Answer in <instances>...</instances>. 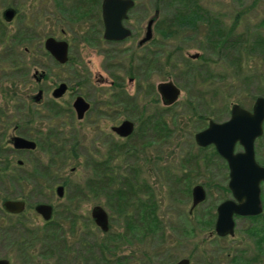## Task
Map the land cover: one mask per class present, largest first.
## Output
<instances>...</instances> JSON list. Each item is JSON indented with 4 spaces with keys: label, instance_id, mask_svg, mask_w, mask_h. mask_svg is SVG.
Returning a JSON list of instances; mask_svg holds the SVG:
<instances>
[{
    "label": "rangeland",
    "instance_id": "1",
    "mask_svg": "<svg viewBox=\"0 0 264 264\" xmlns=\"http://www.w3.org/2000/svg\"><path fill=\"white\" fill-rule=\"evenodd\" d=\"M75 1L0 0V11L7 4L16 7L10 21L0 16V154L24 161L21 185L9 192L22 194L30 204L44 200L54 206L52 220L61 225L55 230L56 241H62L64 249L61 257L40 255L46 250L47 230L38 227L41 221L28 212L20 217L29 226L25 231L0 224V258L10 264H114L115 255L132 253L134 264L186 256L193 264H229L228 253L245 258L255 253V237L245 229L250 225L264 229V182L258 218H237L232 237L210 234L215 205L230 197L227 167L212 145H197L193 134L210 118H226L231 102L250 108L256 95L264 96V0H196L215 19V40L208 38L207 24L198 22L194 29L170 22L176 0H134L125 20L132 27L128 38L72 45L68 61L57 63L44 52L42 42L46 34L69 38L71 30L84 28L82 19L70 18L72 13L61 16L57 10ZM98 4L99 0L91 22L100 32ZM152 15V37L136 48ZM192 52L197 55L190 57ZM40 72L43 76L38 77ZM167 79L180 89L169 107L155 90L158 81ZM59 81L67 88L53 97L51 90ZM38 88L42 96L35 103L30 95ZM76 93L89 102L81 119L71 108ZM153 116L163 119L165 127L152 128ZM122 118L134 122L127 136L110 129ZM15 122L18 127L13 131ZM16 131L36 140L35 148L7 149L5 141ZM254 155L264 162V119ZM107 157L105 167L116 176L108 189L121 180L128 182L124 208H118L119 202L105 189L86 185L92 180L93 164ZM58 183H63L61 197L54 194ZM197 183L205 197L189 213L190 190ZM1 191L0 176V195ZM93 205L107 212V232L92 223ZM148 205L153 219L140 217ZM134 223L145 227L133 228ZM24 232L33 239L25 252L18 243L29 237ZM261 248L264 259V245Z\"/></svg>",
    "mask_w": 264,
    "mask_h": 264
},
{
    "label": "water",
    "instance_id": "2",
    "mask_svg": "<svg viewBox=\"0 0 264 264\" xmlns=\"http://www.w3.org/2000/svg\"><path fill=\"white\" fill-rule=\"evenodd\" d=\"M133 0H101V19L103 23V36L110 39H120L129 33V29L123 25L122 19L131 7ZM14 8L5 7L1 14L5 20L11 19ZM152 17L146 22L144 35L139 41H144L151 36ZM44 48L59 62L66 59V41L47 36L43 40ZM195 57L197 52L188 54ZM65 83L59 82L51 94L59 96L65 90ZM162 104H170L176 100L179 87L170 79L160 80L155 84ZM40 90L34 95L36 99ZM88 101L80 94L75 95L72 107L77 118L82 117L88 108ZM264 118V96L256 95L250 108L231 102L228 116L222 120L208 119L206 125L193 134L194 141L199 146L212 144L214 150L224 159L228 180L227 188L231 198L224 199L216 206V218L214 231L217 235H231L233 233V215L250 216L261 211L259 201V185L264 181V166L260 165L254 156V141L262 132ZM133 122L124 118L111 129L125 136L132 130ZM12 144L16 147H33L31 139L13 135ZM238 145L239 148L235 149ZM62 187H56V194L61 195ZM190 208L200 203L204 197V189L197 183L191 187ZM3 207L9 211H18L22 208L21 201H4ZM35 209L41 213L44 219L50 216V206L38 204ZM90 217L93 223L101 230L106 231L108 220L106 211L99 205H93L90 209ZM0 264H10L5 258H0ZM173 264H186V259H180Z\"/></svg>",
    "mask_w": 264,
    "mask_h": 264
},
{
    "label": "flooded vegetation",
    "instance_id": "3",
    "mask_svg": "<svg viewBox=\"0 0 264 264\" xmlns=\"http://www.w3.org/2000/svg\"><path fill=\"white\" fill-rule=\"evenodd\" d=\"M100 2L101 0H99V24L101 26V31L99 32V28H97L95 26V24L93 22H91V18L93 16V11L95 9H97V0H92L90 2V4H86L84 2H81V0H78V1H75L73 4H70V5H65L63 6L61 4V6H59L57 8V10L59 11L60 15L63 16V15H67L68 13H72L73 16L70 18H79L83 20L84 22V28H82V26H80V31L78 30H71V33H69V38H64V37H55L54 35L52 34H46L45 37L47 36H53L54 38L56 39H63L66 41V59L63 61V62H59L57 61L45 48H44V45H43V42H42V46L44 48V52H46L47 54H49L52 59L57 62V63H64V62H67L68 59H69V48L70 46L72 45H81L83 43H90V44H97L99 42H117V41H121V40H124L125 38H128L131 33H132V27L128 24L125 23V20L127 18V15H128V11L131 9V7L134 5V0H133V3L131 5V7L127 10V13H126V16L122 19V23L123 25H125L128 29H129V33L120 38V39H110V38H105L103 36V23H102V19H101V6H100ZM7 6H11L14 8V14L12 15L11 19L14 17L15 13H16V7L13 6V5H10V4H7L5 5L1 11H0V16L2 17V10L7 7ZM153 18L152 19V22H151V26H152V23L154 22V19H155V15H152L150 16L149 18ZM148 18V19H149ZM2 19L5 21V22H8L10 21L11 19L9 20H5L3 17ZM147 19V20H148ZM90 20V21H89ZM146 20V22H147ZM145 26H146V23H145ZM145 29L146 27H144V32H145ZM70 31V30H69ZM60 32L61 33H64V30L63 29H60ZM144 32L142 33V35L136 40V43H135V47L136 48H141L145 45V43L151 39L152 37V27H151V36L144 40V41H139L140 38L144 35ZM44 37V38H45ZM44 40V39H43ZM144 57V56H143ZM35 72V71H34ZM43 76L42 72H40L38 74V77H41ZM38 79V78H37ZM61 82V81H59ZM58 82V83H59ZM64 82V81H63ZM57 83V84H58ZM65 83V82H64ZM56 84V85H57ZM55 85V86H56ZM66 87H65V90L67 88V84L65 83ZM54 86V87H55ZM53 87V88H54ZM52 88V89H53ZM40 90V94L39 96L35 99L34 98V95L37 93V91ZM64 90V91H65ZM155 90H156V87H155ZM63 91V92H64ZM180 91V90H179ZM52 92V90H51ZM62 92V93H63ZM157 92V90H156ZM61 93V94H62ZM158 93V92H157ZM79 93H76L75 95H77ZM15 97H16V94H14ZM52 95V94H51ZM75 95L73 96V98L75 97ZM81 95V94H80ZM159 95V93H158ZM41 96H42V89L41 88H38L33 94L30 95V99L35 102V103H38L40 102L41 100ZM53 96V95H52ZM60 96V95H59ZM82 96V95H81ZM55 97V96H53ZM58 97V96H56ZM72 98V100H73ZM84 98V97H83ZM10 99V97H9ZM160 99V97H159ZM72 100H71V108L74 112V115H75V111L72 107ZM86 100V99H85ZM161 101V100H160ZM174 102V101H173ZM162 103V102H161ZM89 104V102H88ZM171 104V103H170ZM166 105H169V104H166ZM88 108H89V105H88ZM87 108V109H88ZM86 109V110H87ZM85 110V111H86ZM84 111V113H85ZM83 113V115H84ZM82 115V117H83ZM76 117V115H75ZM82 117L80 118H77V119H81ZM124 119V118H122ZM122 119H120L118 122H120ZM129 119V118H128ZM264 119V118H263ZM29 120V119H28ZM131 120V119H130ZM132 121V120H131ZM208 121V120H207ZM118 122L114 123V124H117ZM133 122V121H132ZM114 124H111L110 125V129H111V126L114 125ZM206 125V124H205ZM18 127V122H15L14 124H12V130L14 131L16 128ZM133 127H134V122H133ZM133 127H132V130L131 132L133 131ZM204 127V126H203ZM201 129V128H200ZM112 130V129H111ZM199 130V129H198ZM113 131V130H112ZM114 132V131H113ZM130 132V133H131ZM262 132H263V121H262ZM261 132V134H262ZM116 133V132H114ZM129 133V134H130ZM117 134V133H116ZM127 134V135H129ZM260 134V135H261ZM13 135H19L21 137H25V138H28V139H31L33 142H34V146L33 147H16L12 144V140H11V137ZM119 135V134H117ZM125 135V136H127ZM259 135V136H260ZM120 136V135H119ZM257 136V137H259ZM256 137V138H257ZM255 142V141H254ZM6 145H7V149H10L12 151H15V152H20V151H24V150H32L35 148L36 146V140H34L33 138H31L29 135H26V133H22L20 131H16V132H12L8 135L6 141H5ZM212 145V144H210ZM213 146V145H212ZM214 148V147H213ZM216 152V151H215ZM217 153V152H216ZM218 154V153H217ZM219 155V154H218ZM220 156V155H219ZM255 156V155H254ZM221 157V156H220ZM222 158V157H221ZM256 159V158H255ZM110 161L109 157H107L106 159H104V161H100V162H97V165H98V168H99V172H101L100 174L102 175L103 173H111L112 175H114V171H109L107 170L108 168H106L105 166H108L107 163ZM224 161V159H223ZM257 161V159H256ZM225 162V161H224ZM258 162V161H257ZM260 165H263L264 166V162H258ZM23 164H24V161L22 158L18 157L17 155L16 156H12L11 154H7V155H3V154H0V176H1V183H2V189L3 191H1V195H0V224L4 227H8L9 228H23V230L25 231L26 229H24V227H29L27 226L21 219L20 217H22L23 214L25 213H33L34 216L41 221V224L40 226L38 225H35L34 227L37 228L38 227H44V228H49L50 230L53 231L54 228H57V227H61L60 224H56L55 221L52 220V217L54 215V206L49 202V201H44V200H39V201H35V202H32L31 204L29 202H27V200L24 198V196L21 194V195H17V194H14L13 192L10 193L9 190L11 189V187L14 189V187H16L17 185L20 186V178L23 177L22 176V173L20 172L21 168L23 167ZM32 168V167H31ZM34 170H36L38 173L40 172L39 169H37L36 167L33 168ZM48 169H49V165H48ZM32 174V173H31ZM227 180H228V171H227ZM264 182V181H263ZM262 183V182H261ZM260 183V184H261ZM60 185L62 187L61 189V195L58 196L56 194V187ZM260 187V185H259ZM204 189V188H203ZM226 190L229 191V189L227 188V183H226ZM191 191V190H190ZM260 191V189H259ZM9 192V193H8ZM205 193V191H204ZM54 194L57 196V197H61L63 195V183H58L54 186ZM230 194V192H229ZM191 197V195H190ZM228 198H231V194H230V197H227V198H224V199H228ZM223 199V200H224ZM221 200V201H223ZM4 201H21L22 202V208L18 211H9L7 210L6 208L3 207L2 203ZM221 201H219L218 203H220ZM259 201H260V206H261V211L256 214V215H250V216H239V215H233V233L231 235L229 234H226V235H217L216 232L214 231V223H215V218H216V206L218 205V203L215 205L214 207V212H213V215H212V221H211V230L209 231L210 234H212L213 236H215L216 238H220V237H226V236H230L232 237L234 235V227H235V220L237 218H247V219H255V218H258L259 215L261 214L262 212V205H261V200H260V197H259ZM46 204V205H49L50 206V216L49 218L47 219H44L43 216L41 215L40 212H38L35 207L38 205V204ZM197 205V204H196ZM195 205V206H196ZM100 206V205H99ZM193 206V207H195ZM189 207L188 209V212L190 213L191 210L193 209ZM103 208V207H102ZM91 209V208H90ZM104 209V208H103ZM105 210V209H104ZM107 213V212H106ZM90 214V212H89ZM91 218V217H90ZM107 220H108V215H107ZM92 221V219H91ZM93 223V221H92ZM94 224V223H93ZM95 225V224H94ZM96 226V225H95ZM97 227V226H96ZM98 228V227H97ZM99 229V228H98ZM109 229V224H108V228L106 231H100L101 232H107ZM260 228H256V226H248L245 230L247 231V233L251 236H254L255 239H253V248L256 249L255 253H251V255L249 257H237L235 253H228V258H226V261L227 263L229 264H264V259L262 257V253H261V247H263L264 245V230H262V228L259 230ZM258 231L262 232L261 235L258 236ZM30 233H32L30 231ZM53 233V232H52ZM257 235V236H256ZM102 246V245H100ZM101 249H103L101 247ZM263 250V249H262ZM102 253V252H101ZM7 259V258H5ZM180 259H186V264H193L192 261H191V258L189 256H186V257H175V258H171L169 259L168 261L166 262H161V263H158V264H173L175 262H177L178 260ZM8 260V259H7ZM9 261V260H8ZM113 262L114 264H134V255L132 253L128 254V255H115L114 256V259H113ZM10 263V261H9ZM206 264H218V263H212L210 261L206 262Z\"/></svg>",
    "mask_w": 264,
    "mask_h": 264
},
{
    "label": "trees",
    "instance_id": "4",
    "mask_svg": "<svg viewBox=\"0 0 264 264\" xmlns=\"http://www.w3.org/2000/svg\"><path fill=\"white\" fill-rule=\"evenodd\" d=\"M91 1L92 0H81V2H84L86 4H90ZM176 1H177L176 2L177 4L174 7V13H172V17L170 18V22L176 23L178 25V27L179 26L190 27V28H194V29L196 28L198 22H202L205 25L206 24L208 25V26L206 25L207 26L206 31H207L208 38L210 40L214 39V36L218 30L217 27H212V26L216 25L215 23L213 24V21L215 20L214 17L210 16L207 13V10L202 8L196 2V0H176ZM155 7H156L155 10L157 11V9H158L157 4L155 5ZM236 17L237 16H234V19ZM218 32H219L218 33L219 37H221L222 35H221L220 31H218ZM141 59L143 61L144 57H142ZM169 106L170 105H167L166 107H169ZM149 120H150L149 123L152 126V128H158L159 129V128L165 127L164 120L160 119L159 116H153ZM213 153H215V155L219 157V155L216 152L213 151ZM92 169H93V171H92L93 177H92V180H89V183L86 184L87 187H89L90 189H91V187H92V189H95V188L105 189L106 191L109 192V193L107 192V196L113 197V199H116V201L119 202L117 204L118 208H122V207L124 208L126 206L125 201L128 198V194H129L128 190H130V188H128L129 187V185L127 184L128 182L121 180L119 182V184L116 186V188L112 187V190H109L108 186L112 185V181H114L116 179V176L112 175L111 173H107V174L103 173L101 175L100 174L101 172H99L98 165H96V164H93ZM136 206H140V205L136 204ZM142 212L143 213L140 217H142V216L146 217L147 216L148 219H153V214L151 213L152 209H149V205L147 207H144ZM127 218H129V217H127ZM125 221H126V225H127L126 227H128L130 220L128 219ZM151 223L152 222L149 221L148 223L145 224L146 225V227L144 226L145 230H148ZM141 226H142V224L139 225L136 223H134V225H131V227L136 228V229H140V230L144 229V227L141 228ZM57 228H54L53 231L50 230L49 228H46L47 235L44 237V242H43V244L46 247L45 248L46 250L41 251L40 255L42 257H46L47 255H50V254H56L59 257L62 256V254L64 252L63 246L61 245L62 241L61 242L59 240H57L58 242L56 241L57 235H55V230ZM24 233H25V237H28V236L29 237L23 238L22 241H18V243L21 246V250L25 252L26 248L33 241V239H32V237H30L31 236L30 234H27L26 232H24ZM125 234L126 233H124L122 235H125ZM101 245L102 246H100V247L103 248L104 245L103 244H101ZM103 249H102V251H103Z\"/></svg>",
    "mask_w": 264,
    "mask_h": 264
}]
</instances>
